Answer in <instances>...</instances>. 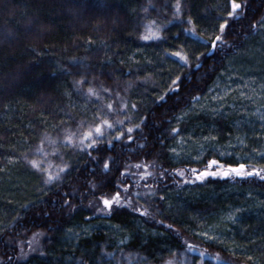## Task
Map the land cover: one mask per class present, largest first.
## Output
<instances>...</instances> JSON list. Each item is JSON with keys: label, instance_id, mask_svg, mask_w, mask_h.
Returning <instances> with one entry per match:
<instances>
[{"label": "trees", "instance_id": "obj_1", "mask_svg": "<svg viewBox=\"0 0 264 264\" xmlns=\"http://www.w3.org/2000/svg\"><path fill=\"white\" fill-rule=\"evenodd\" d=\"M180 2L182 20L191 17L196 31L209 40L218 34L221 21L217 17L226 15L222 11L226 0ZM175 3L0 0V264H164L173 251L178 256L183 253L179 258L185 264H219L214 259L217 253L228 264H264V180L256 176L208 177L204 182L186 184L177 183L182 178L172 173L173 169L203 170L210 159L225 166L264 165V159L257 155L264 151V99L255 102L260 87L264 89V73L258 79L253 74L240 76L243 82L250 81V101L243 103L238 98L232 106L214 105V112L192 114L208 87L219 81L228 66L234 67L232 59L247 60L249 53L247 64L258 67L260 54H264V29L251 31L249 25L264 16V0H248L246 17L233 23L225 37L231 46L202 57L200 72L192 69L199 77L190 93L200 96L195 104L190 95H183L178 103L175 96L166 103L156 100L170 83V70L173 76L179 72L174 57L164 59L165 50H175L179 41L174 34L191 27L173 19ZM153 19L161 24L173 21L161 32L166 40L138 38L144 31L142 24ZM185 38V51L195 63L204 48L192 43L195 38L189 33L180 36V40ZM63 69L70 72L65 74ZM81 76L90 83L78 91L73 82ZM101 85L110 88L113 95L119 92L127 101L133 119L125 127L139 123L141 116L147 117L146 123L142 130L134 131V141L124 137V141L114 142L113 148L105 142L99 151H92L99 162L89 159L87 152L45 141V150L51 153L58 149L71 171L62 182L44 186L43 177L28 160L39 158L33 153L45 136L62 139L63 128H75V122L82 119L91 122L98 102L95 98L89 102L81 93ZM110 98L105 95L104 102ZM133 103L138 106L134 113ZM172 128H178L179 133L172 134ZM192 141L199 143L186 147ZM141 143L145 147L140 148ZM220 152L229 154L220 156ZM108 156L115 157L117 163L105 176L101 169ZM150 161L155 167L147 170L153 176L140 181L139 191L144 192L147 184L155 188V195L137 203L149 206L151 216L142 217L127 208L111 216L94 215L86 207L95 196L115 192L125 165ZM52 162L60 164L61 159L54 156ZM165 169L172 175L161 177ZM8 171L13 173L10 179ZM138 178L126 173L122 183ZM191 178L186 172L184 179ZM90 181H103L95 196ZM65 199L77 208L70 211L62 207ZM229 215L234 222L227 219ZM169 224L172 229L166 227ZM202 232L216 239L208 240L199 235ZM33 233L42 235L36 251L30 252L28 242ZM185 241L196 250L187 252ZM21 249L29 252L27 257H19Z\"/></svg>", "mask_w": 264, "mask_h": 264}, {"label": "snow or ice", "instance_id": "obj_2", "mask_svg": "<svg viewBox=\"0 0 264 264\" xmlns=\"http://www.w3.org/2000/svg\"><path fill=\"white\" fill-rule=\"evenodd\" d=\"M247 8L248 0H226L225 6L222 9L223 12H226V15H219L217 17L221 21L218 25V34L209 40L203 34L196 31L191 17H189L186 21L181 19L182 5L180 0H176L175 5L173 6V19L180 21V23L186 22L191 27L182 28L177 34H174V39L179 41V43L174 46L175 50L171 52H169L167 49L165 50L166 55L164 59L174 57L175 59L173 60V64H175V66L179 69V72L173 76L170 70L168 77L170 83L168 87H166L163 92L156 97L157 101L166 103L170 96H175L176 102L178 103L180 99L183 98V95H190L191 90L196 86L194 80L199 79V77H196L195 73L192 72V69H195L197 73L200 72V69L203 67V64L201 63L202 57L214 54L226 46H231L230 42L225 37L228 36L229 30L231 29L233 23H238L240 20H243L246 17ZM144 11L147 12V8H145ZM172 22V20H166L163 24H161L155 19L149 20L142 24L144 31L139 34L138 38L143 41L166 40L167 37L162 36L161 32L167 24H171ZM249 28L251 31L264 29V16L252 21L249 25ZM184 33H189L195 38L192 43L200 44L201 47L204 48L203 52H200L196 55L195 63L192 62L190 54L185 51V48L188 47L187 38H185V40H180V36ZM72 62H76L75 58L72 59ZM63 71L65 74H68L70 69H63ZM144 82L147 83V79H145ZM73 83L79 91L83 84H88L90 81H88L85 76H81L80 79L74 80ZM81 94L85 95L89 102H91L92 98H95L98 102L95 112L92 114L91 122H87L86 120L82 119L75 122V128L71 126L63 128L62 139L57 137V139L50 140L47 136H45L41 140L40 146L36 147L33 153L34 155H38L39 158L28 160L31 168L35 169L41 174L43 177L42 184L46 187L57 181L62 182L64 176H66L71 171V166L67 162H63V157L58 149L54 148L51 153L46 151L44 147L45 141H48V143L52 145L59 143L65 148L71 147L78 149L80 152H87L89 159L99 162L98 157L92 155V151H99L105 142L109 148H113L114 142H122L124 141V137H127L128 142L134 141V131L142 130L141 125L146 123L147 117L141 116L139 123L132 124L130 127H125L126 123H131L133 116L128 114L129 107L127 101L120 95L119 92H116L113 95V92L110 88H106L101 85L100 88L90 86L86 89V92H82ZM105 95L111 97L107 102H104ZM190 99L191 102L195 104L200 99V96L199 94L190 95ZM137 109V104L133 103L131 105V111L134 113ZM182 118L183 114L178 116L176 119L179 121ZM262 119H264V117H262ZM86 123L87 127L85 128ZM118 127L120 130L116 131L114 136L110 135V132L115 131ZM171 133L178 134L179 129L172 128ZM105 137H108L106 141ZM241 143H243V141H241ZM124 146L125 145L122 144V147ZM139 147L143 148L145 145L141 143L139 144ZM171 151L175 153L176 149L173 148ZM202 153L203 145H201V154ZM226 154L229 153H219L220 156H224ZM257 155L264 159V151L258 152ZM54 156L60 157V164H54L52 162V158ZM25 158L27 159V157ZM195 159L199 160L200 157H196ZM116 163L117 160L113 156H108L104 160L101 171L105 174V176H107V173L112 171L111 165H115ZM150 166L155 167V163L150 161L148 163L140 162L134 165H125L124 171L120 172V178L115 184L116 190L112 194L102 193L99 196H95L96 190L103 187V181L99 184L90 181L89 187L92 190L95 198L93 200H89L86 207L89 209L94 207L95 213H100L104 216H111L114 212L125 208L130 209L134 213H139V215L142 217L151 216L152 213L149 206H143L137 203V200L140 198H150L155 195L156 190L151 185L145 184L143 186L145 191H139L141 186L140 181L146 180L148 177L153 176V173L147 170ZM130 168H135L137 170L143 168L144 171L133 173L130 171ZM186 172L191 173V179H184ZM126 173L133 177L138 175L139 178L135 179L133 183L123 184L122 180ZM172 173H175L176 176L182 178L180 181H177V183L182 182L186 184L204 182L208 177L247 178L256 176L260 180H264V165L254 167L244 163H239L236 166H233L232 164L225 166L218 159H210L207 161V164L203 170L197 168L173 169ZM172 173H168V171L165 169L160 173V175L163 177L165 175H172ZM65 195H67V193H65ZM160 199L163 200L164 197L161 196ZM62 207L69 208L70 211H74L77 208V205L72 204L70 200L65 199L63 200ZM227 219L233 220L234 222L233 215H229ZM157 223L163 224V221H157ZM166 227L172 229V225L170 224L166 225ZM176 234L179 235V232L177 231ZM39 235H42V233H33L34 239L28 242L30 252L36 251L32 244L35 238H37ZM199 235L205 237L208 240L216 239L215 236H209L207 232L199 233ZM123 242L124 241H120L121 244ZM183 247H185L187 252H193L196 250V246L189 244L187 241L184 242ZM28 254L29 252H25L23 249H21L19 257L24 258L27 257ZM108 255L111 256V253ZM182 255L183 253H180L178 256V253L173 251L171 258L166 260L164 264H185L184 259L179 258ZM199 255L201 258H203L205 253L201 251L199 252ZM10 259L11 258H9V260ZM214 259L217 260L219 264H228V261L223 260L219 253L216 254ZM81 264H83V262H81ZM193 264H195L194 261Z\"/></svg>", "mask_w": 264, "mask_h": 264}, {"label": "rangeland", "instance_id": "obj_3", "mask_svg": "<svg viewBox=\"0 0 264 264\" xmlns=\"http://www.w3.org/2000/svg\"><path fill=\"white\" fill-rule=\"evenodd\" d=\"M245 56L247 60L248 58H251L249 56V53H246ZM259 58L262 60L260 62H257L258 64L256 63L258 65L257 68L255 66L254 68L251 67L253 64L248 65L247 60H245L243 57H241L239 61H236V62L232 59L231 62L233 65L231 66H234V67L231 68L230 66H228L221 73L219 81L208 87V90L205 93L203 100L201 101L199 106L197 105L196 107H194L195 112L192 111L193 112L192 114H195L199 111H201L202 113L212 112V111L214 112V105L221 104L222 106H226V105L232 106V104H236L234 100L237 101L239 100L238 98H240V102H243V103L250 101V97L248 94V91H249L248 82L250 81L247 79L246 82H243V80H240V76L253 74L255 75V78L258 79L257 76L260 77L261 74L264 73V54H260ZM252 62L255 64L254 61ZM233 73L237 75L236 76L237 78L234 76ZM258 93L259 95H257L255 102L262 103L263 102L262 100L264 99V95H263L264 89L260 87ZM197 143H199V141L198 142L192 141L191 143H186V147L188 148L195 147ZM11 175H13V173H10L8 171L7 172L8 179H10L9 177ZM14 181H16V179ZM91 211L95 213V208L93 207ZM33 239L34 238L32 237L30 241H32ZM37 243H38V237L35 238L32 246L35 248L37 246Z\"/></svg>", "mask_w": 264, "mask_h": 264}]
</instances>
